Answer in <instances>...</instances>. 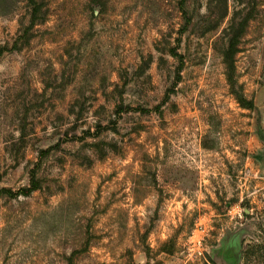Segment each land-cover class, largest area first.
<instances>
[{"label": "rangeland", "instance_id": "rangeland-1", "mask_svg": "<svg viewBox=\"0 0 264 264\" xmlns=\"http://www.w3.org/2000/svg\"><path fill=\"white\" fill-rule=\"evenodd\" d=\"M0 264H264V0H0Z\"/></svg>", "mask_w": 264, "mask_h": 264}, {"label": "trees", "instance_id": "trees-1", "mask_svg": "<svg viewBox=\"0 0 264 264\" xmlns=\"http://www.w3.org/2000/svg\"><path fill=\"white\" fill-rule=\"evenodd\" d=\"M227 79L229 82L232 81V76L230 74H227Z\"/></svg>", "mask_w": 264, "mask_h": 264}, {"label": "built area", "instance_id": "built-area-1", "mask_svg": "<svg viewBox=\"0 0 264 264\" xmlns=\"http://www.w3.org/2000/svg\"><path fill=\"white\" fill-rule=\"evenodd\" d=\"M197 242L200 243V240L198 239Z\"/></svg>", "mask_w": 264, "mask_h": 264}]
</instances>
